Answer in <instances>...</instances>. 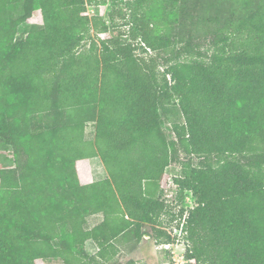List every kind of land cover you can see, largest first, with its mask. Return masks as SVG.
<instances>
[{
  "label": "trees",
  "instance_id": "16d2710c",
  "mask_svg": "<svg viewBox=\"0 0 264 264\" xmlns=\"http://www.w3.org/2000/svg\"><path fill=\"white\" fill-rule=\"evenodd\" d=\"M164 214L194 264H264V0H0V264H110Z\"/></svg>",
  "mask_w": 264,
  "mask_h": 264
},
{
  "label": "rangeland",
  "instance_id": "374dc122",
  "mask_svg": "<svg viewBox=\"0 0 264 264\" xmlns=\"http://www.w3.org/2000/svg\"><path fill=\"white\" fill-rule=\"evenodd\" d=\"M107 9L104 5L98 4H88L86 14L91 15H97L102 14ZM27 22L29 23H35L37 25L42 23V18L39 11H35L31 17L27 19ZM90 39H97L99 37L103 38L107 36L106 33H100L96 34L95 31L90 32ZM195 40V38H194ZM208 46L205 45V42H201V50L206 51V48ZM159 55H163L162 52H160ZM169 118L168 120L173 121H181L180 116L177 113L176 108H172V111L168 114ZM92 128V124L86 125V132L89 134L91 133L90 130ZM180 159H183L184 156L182 153L179 154ZM93 166L97 169V171L100 170L99 161L97 158L92 159ZM198 159L194 158V161H197ZM80 165V161L77 163ZM80 169V166H79ZM179 171V165L177 162H171L169 166L167 167L163 177H162V188L164 190V197L166 199V203L168 205L173 206V210L175 212L178 211L181 207L183 209L190 208L195 205V200L191 196L190 193L186 194V197L184 200L180 202L178 205L175 201V192L176 188L172 184L171 180L174 176L178 174ZM81 180V179H80ZM84 182L83 180H81ZM186 215V214H185ZM89 219V225H93L100 217L98 216H92ZM161 219L163 221L162 227L167 231L171 237H173L174 241L173 243H169L167 246H164L163 244H157L155 240L149 236L144 235L139 243H134L132 240V237L128 239H120V242L118 243V246L120 247V254L118 255L119 261H112L111 263H118V264H194L193 260L188 259L185 257V244L184 239L182 238V232L180 231V226L177 227L176 223L178 222V219H175L173 221H170V215L164 214L161 216ZM144 229L147 233H151L150 226L145 224ZM122 240V241H121ZM89 248V246H87ZM90 250V248H89ZM110 263V264H111ZM36 264H46L44 261H36ZM54 264V263H52Z\"/></svg>",
  "mask_w": 264,
  "mask_h": 264
},
{
  "label": "crops",
  "instance_id": "0c3cea01",
  "mask_svg": "<svg viewBox=\"0 0 264 264\" xmlns=\"http://www.w3.org/2000/svg\"><path fill=\"white\" fill-rule=\"evenodd\" d=\"M80 161V165H78L77 163ZM93 160L92 159H88V158H83V159H79L76 161V171H77V175L79 180H83L84 182H82L80 180L81 183L85 184V183H90L93 179H94V171L97 169L93 166ZM100 165V163H99ZM80 166V169H79ZM102 166L100 165V170ZM99 172V171H98ZM97 172V174H98ZM87 246L91 247L93 245V243L91 241H88L86 243ZM39 261V260H37ZM41 261V260H40Z\"/></svg>",
  "mask_w": 264,
  "mask_h": 264
},
{
  "label": "built area",
  "instance_id": "2783aa9c",
  "mask_svg": "<svg viewBox=\"0 0 264 264\" xmlns=\"http://www.w3.org/2000/svg\"><path fill=\"white\" fill-rule=\"evenodd\" d=\"M163 245H164V246H167L168 244H163ZM191 260H193V262H195L194 259H191Z\"/></svg>",
  "mask_w": 264,
  "mask_h": 264
}]
</instances>
